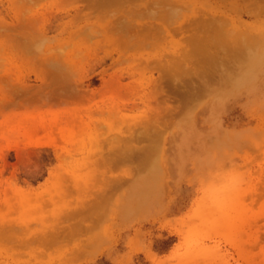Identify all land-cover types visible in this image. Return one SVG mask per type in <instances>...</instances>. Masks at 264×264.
Here are the masks:
<instances>
[{
  "label": "rangeland",
  "instance_id": "obj_1",
  "mask_svg": "<svg viewBox=\"0 0 264 264\" xmlns=\"http://www.w3.org/2000/svg\"><path fill=\"white\" fill-rule=\"evenodd\" d=\"M0 264H264V0H0Z\"/></svg>",
  "mask_w": 264,
  "mask_h": 264
},
{
  "label": "bare ground",
  "instance_id": "obj_2",
  "mask_svg": "<svg viewBox=\"0 0 264 264\" xmlns=\"http://www.w3.org/2000/svg\"><path fill=\"white\" fill-rule=\"evenodd\" d=\"M6 233V232H5ZM2 234H3V232H2Z\"/></svg>",
  "mask_w": 264,
  "mask_h": 264
}]
</instances>
